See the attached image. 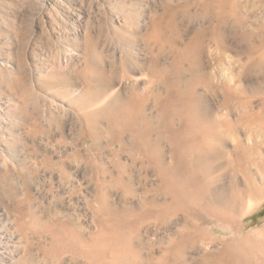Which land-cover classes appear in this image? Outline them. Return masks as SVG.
<instances>
[{"label":"rangeland","instance_id":"obj_1","mask_svg":"<svg viewBox=\"0 0 264 264\" xmlns=\"http://www.w3.org/2000/svg\"><path fill=\"white\" fill-rule=\"evenodd\" d=\"M212 2L223 6L207 9ZM214 13L224 20L216 37L210 30L217 24ZM202 30L208 31L201 66L184 64L182 89L198 82L200 118L219 114L238 125V135L252 146L243 165L217 164L212 190L225 198L254 184L257 190L244 205L253 208L254 223L245 233L264 227V127L250 124V137L241 121L256 119L264 103V50L252 53L256 43L250 38L264 46V0H0V244L9 245L0 248V264H50L42 256L48 240L38 227L68 214L78 227L90 228L102 171L118 173L117 161L128 166L136 158L137 174L142 156L134 134L111 123L113 116L129 118L130 96L142 102L132 109L138 129L141 122L150 125L152 143L171 163L170 128L180 133L183 124L174 107L162 117L167 89L155 70L173 79L171 49L183 50ZM249 66L250 75L241 78ZM226 92L231 101L220 109ZM231 136L229 149L236 141ZM156 177L152 172L153 188ZM111 191L106 189L115 205L131 200ZM7 228L15 234L6 236ZM219 249L198 242L189 253L194 260L185 264H204V253Z\"/></svg>","mask_w":264,"mask_h":264},{"label":"bare ground","instance_id":"obj_2","mask_svg":"<svg viewBox=\"0 0 264 264\" xmlns=\"http://www.w3.org/2000/svg\"><path fill=\"white\" fill-rule=\"evenodd\" d=\"M212 3L207 9L214 11L223 6L222 3ZM214 16L217 24L210 30L216 37L219 28L224 25V20L217 13H214ZM207 31H200L183 50L171 49L174 53V61L169 72L174 76L173 79L168 78L165 70H155L161 84L167 89L168 99L162 107V117L164 119L167 117L166 108L174 107L175 117L183 124L180 133L170 128L169 133L173 136L171 138L174 139L172 143L175 147L171 163H166L164 154L158 151L156 144L152 143L153 130L150 125L141 122L142 128L138 129L139 119H134L135 115L133 116L137 112L132 109L142 102L130 96L129 118L120 122L113 116L111 123L120 126L121 133L124 129L134 134L132 141L142 156V167L138 170L136 168L138 172L135 175L142 182L140 181L139 187L134 184L135 163L138 161L136 158L128 159L131 161L128 166L117 161L118 173L104 169L103 180L97 183L98 191L95 195L96 199H93L95 209L92 218L94 219L90 228L78 227L72 216L67 214L54 216L56 218L50 220L51 222L45 227L34 229L48 240L49 246L44 247L42 256L50 264H64L65 260L70 261L71 264H185L189 259L194 260L189 253L195 252L197 243L201 241H209L211 246L221 245L219 250L204 253L201 258L204 264H264V227L245 233L247 225L254 223L251 218L255 216V212L250 206L244 209V205L250 202L257 188L253 184V187L247 186V189L241 190V193L240 190L239 193L233 191L232 195L230 193V196L225 198L219 197L212 190V182L217 177L213 176L217 171V164L225 160L228 165L234 166L235 162L243 165L252 151V146L240 138V134L237 133L238 125L227 122L228 120L222 119L219 114H215L214 119L200 118L197 110L198 82L191 80L182 89L184 64L188 62L192 70H197L201 66L204 34ZM250 38L256 43L251 48L252 53L264 50L260 39L252 36ZM251 70L249 66L239 76L247 77ZM230 101L231 94L226 92L220 109L226 108ZM244 105L242 106L245 109ZM255 118L241 119L243 123H248L244 129L249 131L250 137L254 136L250 124L257 123L259 127H264V103ZM231 135H235L236 141L232 149H229L228 137ZM115 140L116 145L124 143H122V134H118ZM179 146L182 150H179ZM152 172L159 180L154 188L151 180ZM66 176L63 174V177ZM108 188L112 189L111 192L121 191L124 199L131 198V200L122 202L121 206H118V203L113 204L110 202L109 194L106 193ZM89 202L86 205L88 208L93 206ZM171 218L175 220L172 222ZM172 225H175L174 231ZM13 231L8 229L6 236L14 235ZM161 232L163 236H159ZM3 247L7 248L9 245L0 244V248ZM157 250L158 255H156Z\"/></svg>","mask_w":264,"mask_h":264}]
</instances>
